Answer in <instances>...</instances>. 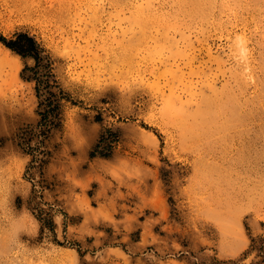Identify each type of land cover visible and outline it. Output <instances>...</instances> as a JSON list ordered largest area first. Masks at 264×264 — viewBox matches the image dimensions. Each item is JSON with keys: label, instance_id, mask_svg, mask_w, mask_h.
<instances>
[{"label": "rangeland", "instance_id": "1", "mask_svg": "<svg viewBox=\"0 0 264 264\" xmlns=\"http://www.w3.org/2000/svg\"><path fill=\"white\" fill-rule=\"evenodd\" d=\"M21 33L0 264H264V0H0Z\"/></svg>", "mask_w": 264, "mask_h": 264}, {"label": "trees", "instance_id": "2", "mask_svg": "<svg viewBox=\"0 0 264 264\" xmlns=\"http://www.w3.org/2000/svg\"><path fill=\"white\" fill-rule=\"evenodd\" d=\"M0 41H2L8 48L18 53L21 56H31L35 60V66H39L41 60L45 57L41 55L42 50L39 48L38 44L33 37L28 34H18L14 40H9L8 42L0 36ZM41 65L46 67L47 63H41ZM35 77V76H34ZM32 77L33 79H36ZM31 77H28V79ZM37 81V80H36ZM38 91V87H37ZM58 107V106H56ZM54 111V110H53Z\"/></svg>", "mask_w": 264, "mask_h": 264}, {"label": "bare ground", "instance_id": "3", "mask_svg": "<svg viewBox=\"0 0 264 264\" xmlns=\"http://www.w3.org/2000/svg\"><path fill=\"white\" fill-rule=\"evenodd\" d=\"M21 2H24V1H21ZM24 6V5H23ZM22 6V7H23ZM25 8H26V6H25ZM27 13V12H26ZM32 13V12H31ZM29 14H30V12H29ZM28 14V15H29ZM146 16V15H145ZM9 50V49H8ZM9 52V51H8ZM243 69V68H242ZM18 71H19V66H15V68L12 70V72H10V74L12 75V77L13 78H15L16 76H17V74H18ZM11 77V78H12Z\"/></svg>", "mask_w": 264, "mask_h": 264}]
</instances>
